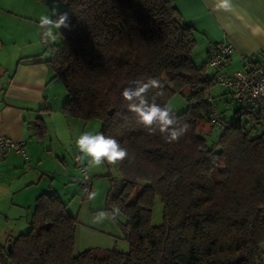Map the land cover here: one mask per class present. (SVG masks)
Instances as JSON below:
<instances>
[{
  "label": "trees",
  "instance_id": "1",
  "mask_svg": "<svg viewBox=\"0 0 264 264\" xmlns=\"http://www.w3.org/2000/svg\"><path fill=\"white\" fill-rule=\"evenodd\" d=\"M58 1V16L67 14L69 27L57 30L62 46L52 50L50 64L53 77L66 90L63 112L99 120V133L116 138L128 150L115 165L119 178L107 174L106 203L126 216L123 230L129 249L75 252L76 219L50 189L36 197L27 228L0 244L5 261L261 264L264 129L257 113L239 105L223 128L211 123L209 88L216 78L207 73L206 60L198 65L192 58L195 28L181 19L173 0ZM150 78L164 85L156 103L168 105L176 93L186 96V109L175 115L189 128L178 142L146 133L122 96L126 87H135L133 82ZM158 91L146 95L151 99ZM204 123L220 130L218 147L207 145ZM79 164L80 159L77 170ZM86 173L89 184L81 187L83 198L92 186ZM81 179L80 174V186ZM156 196L163 206L159 225L150 222Z\"/></svg>",
  "mask_w": 264,
  "mask_h": 264
},
{
  "label": "crops",
  "instance_id": "2",
  "mask_svg": "<svg viewBox=\"0 0 264 264\" xmlns=\"http://www.w3.org/2000/svg\"><path fill=\"white\" fill-rule=\"evenodd\" d=\"M173 2L181 19L195 28L201 62L205 63L207 52L216 42L233 45L232 54L222 68H212L211 76H229L240 70L242 56L253 62L264 61V0H232L229 11L215 10L214 0ZM30 5V0H0V135L22 142L27 151L26 158L14 151L0 157V211L8 208V224H1L0 244L27 228L41 192L54 189L58 193L54 182L66 177L59 175V168L70 172L69 163L75 166L78 155L82 164L74 134L76 130L78 136L87 131L80 124L86 120L63 112L66 90L61 80L53 77V49L44 54L32 44L35 27ZM222 88L226 95L223 100L230 107V90ZM66 130L69 147L60 139Z\"/></svg>",
  "mask_w": 264,
  "mask_h": 264
},
{
  "label": "rangeland",
  "instance_id": "3",
  "mask_svg": "<svg viewBox=\"0 0 264 264\" xmlns=\"http://www.w3.org/2000/svg\"><path fill=\"white\" fill-rule=\"evenodd\" d=\"M30 3L31 5L28 11L31 13V15H33L32 17L35 27L31 35L32 44L35 48H39L41 53L44 52V54H50L52 49H57L62 46V40L60 35L57 33V30L54 38H45L43 36V30L40 28L39 21L41 16L44 15L50 16L52 19H56L61 11L62 3L58 0H30ZM198 49L199 48H196L195 46L192 53V58L196 64L201 65L204 62H201L200 60L201 53L198 52ZM206 71L209 75L214 73V70L210 67H207ZM209 95L210 97L214 98L219 111L226 120L231 121L234 119V111L237 109L238 104L235 101L230 100L228 96L227 98L230 107L227 106V102L225 103V100H223L224 96L226 95L224 94L222 86H220L217 82L213 84L209 88ZM168 105L172 106L174 112L179 113L186 109V96L179 93L173 94L168 101ZM80 124L85 125L87 131L93 134L99 133L101 129V123L97 119L82 121ZM208 126V123L203 124V129H206L204 137L206 138L207 145L209 147L213 145L217 146L220 130L217 128L210 129ZM77 132L78 130H76L74 134L75 139L79 137ZM66 135L68 136L67 130L63 131V137H60V139H62V144L64 146L69 147L70 142ZM24 152L26 155L27 151L25 147ZM67 152H69V150ZM87 160V157H83L82 164L85 166L88 174L90 175L92 181L90 193H96L95 199H89V196L83 198L81 186L79 181H77L75 178H79L80 174L76 169V175V163L74 166L71 159V163H69V169L71 171L69 172L68 170L59 168V175L63 177L65 175L66 177L60 182H54V184H57V191L59 195L67 204L68 212L74 215L76 219L74 251L82 252L88 249H114L119 252H127L129 249V244L125 238L123 230L126 216L121 211L116 222L114 223L107 220L101 224L93 223V216L95 213L100 211L111 212L116 208L115 205L111 203L107 205L106 193L109 187V179L107 174L114 179H118V169L115 165H108L107 163L99 167L90 168L87 164ZM68 176L73 177L68 181ZM7 210L8 208H5L3 211H0V231L2 230L1 224H3V222L8 224V222H5V215L8 212ZM150 222L153 225H159L163 222V206L158 196H156L153 201ZM3 226H5V224H3ZM260 250L261 264H264V241H262L260 244Z\"/></svg>",
  "mask_w": 264,
  "mask_h": 264
},
{
  "label": "clouds",
  "instance_id": "4",
  "mask_svg": "<svg viewBox=\"0 0 264 264\" xmlns=\"http://www.w3.org/2000/svg\"><path fill=\"white\" fill-rule=\"evenodd\" d=\"M212 7L215 10L229 11L232 7V0H214ZM40 28L43 30L45 38H54L56 30L68 28L67 14L59 15L57 19L50 16H41L39 21ZM135 87H126L123 98L129 102V111L134 113L136 123L149 135H160L165 142H178L189 128L185 123H179L178 117L171 105H161L155 102V95L163 94V83L157 78H150L146 82H133ZM151 89H159L154 96L149 99L147 93ZM75 146L82 154L87 157V164L91 167H99L105 163L117 165L128 156V150L114 137L105 136L103 133H91L85 131L75 141ZM96 193L89 194V199H95ZM120 215L119 208L111 212L100 211L94 214L93 223L101 224L104 221L116 222Z\"/></svg>",
  "mask_w": 264,
  "mask_h": 264
},
{
  "label": "built area",
  "instance_id": "5",
  "mask_svg": "<svg viewBox=\"0 0 264 264\" xmlns=\"http://www.w3.org/2000/svg\"><path fill=\"white\" fill-rule=\"evenodd\" d=\"M233 52V45L230 42H217L207 53L206 63L209 67L219 70L224 62ZM242 68L232 72L231 75H218L216 82L230 90L232 99L244 110L257 113L259 116V124L264 129V61L253 62L247 56L241 57ZM209 102V118L211 123L218 127H224L227 122L223 118L218 106L210 97ZM8 151L26 158L24 146L22 142L14 141L8 137L0 135V157ZM80 156L75 157L78 163ZM78 170L82 175V190H85L89 184V179L85 168L79 164ZM0 264H9L0 254Z\"/></svg>",
  "mask_w": 264,
  "mask_h": 264
},
{
  "label": "water",
  "instance_id": "6",
  "mask_svg": "<svg viewBox=\"0 0 264 264\" xmlns=\"http://www.w3.org/2000/svg\"><path fill=\"white\" fill-rule=\"evenodd\" d=\"M109 113H111V110L109 111ZM9 247H10V244H7V248L9 249Z\"/></svg>",
  "mask_w": 264,
  "mask_h": 264
}]
</instances>
